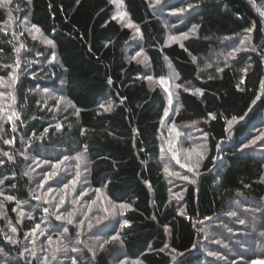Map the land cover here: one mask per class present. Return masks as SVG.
<instances>
[{
    "label": "trees",
    "instance_id": "obj_1",
    "mask_svg": "<svg viewBox=\"0 0 264 264\" xmlns=\"http://www.w3.org/2000/svg\"><path fill=\"white\" fill-rule=\"evenodd\" d=\"M118 1L146 62L128 56L133 33L111 0L0 5V258L48 264L57 223L36 192L55 178L70 209L89 213L91 195L110 206L106 241H77L67 264H118L117 254L121 264H264V0H163L183 13L169 21L188 32L181 42H168L150 0ZM25 17L49 44L29 37ZM167 65L179 85L172 121L195 124L205 149L177 199L158 140ZM58 88L72 111L37 96Z\"/></svg>",
    "mask_w": 264,
    "mask_h": 264
},
{
    "label": "rangeland",
    "instance_id": "obj_2",
    "mask_svg": "<svg viewBox=\"0 0 264 264\" xmlns=\"http://www.w3.org/2000/svg\"><path fill=\"white\" fill-rule=\"evenodd\" d=\"M11 1L13 0H0V5L2 7L8 6ZM150 2L153 11L162 19H165L166 24H168V42H181L188 35V32L175 34L173 32L172 24L169 22L171 19L177 21V23L179 24L183 22L182 20L184 17L182 11H179L180 8L174 7L172 10L170 9V11H168L164 6V4L166 3L163 2V0H150ZM111 3L116 6L113 14L122 25L129 27L133 33V39L131 41L132 45L129 46V49L131 48V50L129 51L128 56L131 55V52H137L138 54L134 53L133 56L141 61L146 62L144 54L140 49L141 46L139 42L138 28L130 23L126 17H123V14L117 11L118 8L121 10V4L118 0H111ZM6 12L7 19L3 24V29L6 31H12L14 28V24L16 23L15 17L10 13V11L6 10ZM19 25L24 27L26 33L30 38L36 40L39 39L42 42L49 44V41L45 39V36L41 32L37 31V29L30 24L29 20L26 17L21 20V23H19ZM241 42L243 44L246 42L245 35L244 38L238 39V43H230L226 51H224L220 55L228 56V54ZM216 58L217 57L214 56V59ZM144 77L148 78L146 77V75ZM158 85L165 95L167 106H165V117L160 123L158 137L160 156L165 165V169H167V174L174 183L172 197L174 199H177L178 197H180L181 184L189 180V177L193 174V171L197 169L205 154L203 134L202 132H197L195 124L177 125L172 121V113L175 112V109L179 107L177 95V76L175 75L172 67H168L167 65L166 76L163 78V80H160L158 82ZM61 89L62 88L54 90L45 89L42 90V93L41 91L36 92L37 96L42 99V101L46 102V100H49V102H53L59 99L58 105L60 106L61 110L63 109L72 111V108L65 101V97ZM183 89L192 93H199V90L191 85H186ZM56 119V121L58 122L59 118L56 117ZM233 125L234 123L232 122L230 124V127H232ZM229 138L231 139L230 133ZM76 187L77 186H74L72 189H75ZM64 188L65 187H62L61 184L55 178H53L48 179V183L43 188L38 187V191L36 192V197L38 199H43L45 203H48L47 209H50V213L56 219L57 223L54 231H50L52 243H49V245L51 246L54 253H51L48 248L46 249L48 255L50 256L47 262L48 264H67V261H70L72 252L75 251L77 241L79 240L80 242L78 244H83L84 242L90 245V241H97V243L99 244L98 240H100L103 244V242L106 241L105 237H108V227L107 225H103L105 224V221L103 223V220L108 219L110 206L105 199V196L95 197L94 199H92V195L89 198H87V196L82 197L81 190H78V193H81V196L79 197H82V199L84 198L86 200L82 202L88 205L87 207L91 209L89 213H83L80 210L78 211L76 209H70V206L62 201V197L65 196L66 198H68L70 196L67 194L68 190L66 191ZM87 201H89V203ZM44 217L42 219L46 221L47 219H45ZM54 223L55 222H53L52 228H54ZM70 224L74 225L77 228L75 237H72V235L70 234L71 232H68L67 228H65L66 225ZM41 241L44 242V239ZM30 247L39 248V245H31ZM115 258L118 264L126 262V259L122 258L119 254H117ZM49 260H52V262H49ZM176 260L177 258L174 259L173 262H175ZM135 263V261L131 260L128 262V264ZM0 264H7V262L4 261L3 258H0Z\"/></svg>",
    "mask_w": 264,
    "mask_h": 264
},
{
    "label": "snow or ice",
    "instance_id": "obj_3",
    "mask_svg": "<svg viewBox=\"0 0 264 264\" xmlns=\"http://www.w3.org/2000/svg\"><path fill=\"white\" fill-rule=\"evenodd\" d=\"M37 31H38V29H37ZM177 87H179V85H177ZM106 111L108 110V109H105ZM165 171H167V169H165ZM10 199V198H9ZM70 222V221H69Z\"/></svg>",
    "mask_w": 264,
    "mask_h": 264
}]
</instances>
